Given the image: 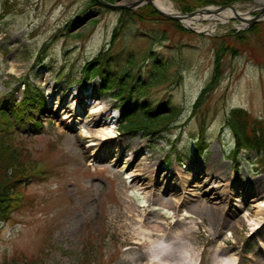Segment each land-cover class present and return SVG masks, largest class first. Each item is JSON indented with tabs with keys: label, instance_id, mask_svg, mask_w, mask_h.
Returning a JSON list of instances; mask_svg holds the SVG:
<instances>
[{
	"label": "rangeland",
	"instance_id": "374dc122",
	"mask_svg": "<svg viewBox=\"0 0 264 264\" xmlns=\"http://www.w3.org/2000/svg\"><path fill=\"white\" fill-rule=\"evenodd\" d=\"M238 4L248 8L252 2ZM119 16V9L91 5L90 0H0V98L21 100L24 81L39 84L48 98L45 108L26 111L41 127L29 121L15 136L22 154L36 165L37 176L21 180L19 206L0 220V263L131 264L150 258L158 242L144 238L134 244L140 236L134 233L130 221L135 215L129 206L141 208L147 219L170 210L132 185L121 164L111 163L114 148L98 150L101 158L90 156L91 146L79 135L81 121L69 126L59 115L82 106L84 115L95 105L121 110L120 94L142 116L141 125H161L152 131L119 126L115 140L128 156L133 150L138 153L133 165L152 164L153 175L175 184L174 197L183 187L189 192L185 205L174 207L186 208L197 226H189L187 218L165 219L167 229L184 231V239L178 236L174 243H191L199 264H215L218 250L237 251V264H264V220L253 233L241 216L252 198H264V152L243 151L230 160L235 139L226 123L232 108L264 119V21L232 33L238 21L217 24L210 35L162 19L136 21L109 46ZM220 47L226 50L217 84L193 108L214 75V54ZM97 57L101 63L107 60L104 68L123 83L112 93L100 90L99 77L88 83L82 77L84 65ZM200 127L206 141L202 152L195 147ZM213 185L225 193L217 204L209 191ZM142 195L150 208L137 207ZM236 221L242 229L234 228L235 233L225 237ZM165 252H159L162 264L180 259L181 250L168 259Z\"/></svg>",
	"mask_w": 264,
	"mask_h": 264
},
{
	"label": "trees",
	"instance_id": "16d2710c",
	"mask_svg": "<svg viewBox=\"0 0 264 264\" xmlns=\"http://www.w3.org/2000/svg\"><path fill=\"white\" fill-rule=\"evenodd\" d=\"M115 2L118 0H108ZM180 7L183 12L191 11L196 7L206 4L215 5H228L240 0H173ZM91 5H99L95 0H90ZM166 20L162 18L155 10L149 5H145L136 10L120 9V16L117 24L113 28L110 44H112L124 31V29L136 21H155ZM179 28V24L174 22ZM254 25L253 27H255ZM235 32L230 30V32ZM231 32V33H232ZM237 40H242L241 33L236 35ZM227 49H232L231 45L226 46ZM226 47H220L215 50L214 54V75L210 83L205 86L194 102L193 108L198 107L202 102V98L205 93L209 92L218 81V71L220 61L224 55ZM108 50V49H107ZM105 50L103 53H105ZM102 58V54L99 55ZM101 59L97 57L88 61L83 69L82 75L86 80H91L93 77L98 76L101 79V90L103 92H111L120 81H116L109 71L104 68L106 63H101ZM121 83V82H120ZM123 85V83H121ZM120 89H123L122 86ZM23 98L21 101H2L0 99V219H4L9 213L15 210L21 201V189L22 181L31 177L34 167L30 164L25 156L22 154L19 143L15 141V136L26 125V122L31 121L32 126L40 127V122H37L30 118V116H24V112L28 109L38 110L46 106V98L43 90L38 86L26 81L22 90ZM120 95V94H118ZM121 96V95H120ZM122 103V116L121 126L125 129L135 130L138 128L152 130L151 127L141 125L142 116L134 113V107L130 103V99L127 97L121 98ZM151 109V108H149ZM149 111H145L148 114ZM129 120V121H128ZM227 125L232 129L235 145L233 150L229 153V159L236 160L239 152L243 151H255L256 153L264 152V119L252 118L248 112L242 108H232L227 117ZM158 126V125H157ZM156 128V127H154ZM203 132L204 127L199 129V139L196 144L198 151H203L205 145L203 144ZM0 264H27L18 260H4Z\"/></svg>",
	"mask_w": 264,
	"mask_h": 264
},
{
	"label": "bare ground",
	"instance_id": "6f19581e",
	"mask_svg": "<svg viewBox=\"0 0 264 264\" xmlns=\"http://www.w3.org/2000/svg\"><path fill=\"white\" fill-rule=\"evenodd\" d=\"M152 2L159 8L163 13L166 14H172L176 13L177 9L175 8L174 4L170 0H152ZM206 10H202L199 13L193 15L190 18H182L183 25L187 27H193L194 29L198 31L206 30L207 33L211 34L214 33L213 26L217 24V22H212L209 25L201 24L200 22L202 19L210 20V19H218L220 23H228L230 19L234 16H236L235 12L232 8H226L223 10H220L218 12H211L209 8H205ZM241 10V9H240ZM237 11V14L239 16L247 17L248 14L246 12ZM245 24H236V27H244ZM76 99V98H75ZM84 106L76 108H67L63 111L64 115L62 119H65L67 121V125L69 126H76L80 123L84 125V129L82 130L83 136H91L94 138V140H100V142H94V144L91 146V155L95 158H101L98 156L97 151L101 150H108L109 147L114 148V156L112 158V164H121V169H126V172L131 177L132 185L137 186L142 192H146L147 196L152 202H155L156 204L164 205V207H167L170 211L164 212V210H161V213L164 214L163 216H150V218H143L142 216V210L139 208V206H147L150 208L151 203L148 202L145 195H142L140 198L136 199L137 201V208L134 206H129V212L135 215V218H131V223H133V230L134 233L140 236L141 239H150L152 242H160V241H167L170 239H179L178 236L181 237V239H184L182 236L184 234L183 229H178L176 227L172 229H167V222L166 224L164 221L165 219L169 218H176L177 220L180 219H190V225L189 226H197V223L195 221V218L192 217V215L188 212L186 208H178L175 209L174 205H178L180 203V207L184 206L187 198L185 193H189L187 189L183 187L181 190V194L179 197H174L172 192L175 189V184L170 182L169 180L163 182L161 179L155 175H153V170L151 169V165L149 164H136L133 165L131 160L134 162L135 158L137 157L138 153L133 150L128 156L125 154V150L122 146L119 145V143L115 140V137L113 135L108 134V136L103 137L104 132L108 133V130H106V119L107 117H104L106 113V108L104 107H98L97 105L91 107V111L89 114L83 116L84 112ZM86 130H89L87 132ZM93 132V133H92ZM139 145H137L138 147ZM129 152V151H126ZM158 184L160 187L155 188L154 185ZM218 185L210 186L209 191H211L212 194L215 195V197L212 200L213 204H217L220 201H223L225 193L218 191L217 189ZM219 188V187H218ZM257 192V191H256ZM253 196L256 197L255 194ZM219 200V201H218ZM217 208V207H216ZM153 209V208H151ZM221 209V208H219ZM177 211V213L175 212ZM181 212V214H180ZM217 213V211H216ZM129 218V213L127 214ZM184 215V216H182ZM220 216V215H219ZM243 221L246 226L251 227V230H253V233L262 227V222L264 220V198L261 194H258L256 198L251 199L250 208L248 211H245L242 215ZM132 217V216H131ZM221 220L224 221L223 217H221ZM230 226V223L228 227ZM150 227V229H149ZM234 228L242 229V225L239 223V221H236L234 223V227H231L230 233L226 234L225 237L230 236L231 233H235ZM189 230H192L191 227H189ZM179 241V240H178ZM183 244L179 241V244H175V246L170 249V251H167L164 253V258L168 259L178 257V255L175 253L178 250H181L180 252V259H178L175 264H198L200 256L197 255L191 245V243H185L183 240H181ZM235 241V240H234ZM218 249H220V245L218 246ZM160 251V250H159ZM153 252V253H152ZM151 253L150 258H145L143 261H139L137 263H131V264H162V260L158 259L157 255L155 254V250H153ZM216 256H220V260H216L217 262L215 264H237L238 260V253L237 251L233 252H224L223 254H216Z\"/></svg>",
	"mask_w": 264,
	"mask_h": 264
},
{
	"label": "water",
	"instance_id": "95a60500",
	"mask_svg": "<svg viewBox=\"0 0 264 264\" xmlns=\"http://www.w3.org/2000/svg\"><path fill=\"white\" fill-rule=\"evenodd\" d=\"M96 1L99 2L100 4L104 5V6L111 7V8H117V9H120V8L136 9V8H138L144 4H149L156 12H158L162 16L169 18V19L177 20L182 25H183L182 20H181L182 18L188 19V18L192 17L193 15L199 13L202 10H206L205 8H207V7H202L200 9H196L194 11L186 12V13L176 12V13H172V14H166V13H163L159 8H157V6L152 2V0H135V1H132V2L127 3V4L110 3V2H107L106 0H96ZM249 1L252 2V7L249 8L248 10H246L245 12L246 13L254 12V14L249 15L246 18L243 16H239L237 14L236 5H233V4H229L226 6H209L208 8L210 9L211 12H218V11L226 9V8H232L236 14V16L232 17V19H236L238 21L244 22L247 24V26L251 25V24L259 23L261 21H264V0H249ZM188 29L196 31L195 29H193L191 27H188ZM240 29H242V28H238V30H240ZM201 33H205V32L203 31Z\"/></svg>",
	"mask_w": 264,
	"mask_h": 264
}]
</instances>
